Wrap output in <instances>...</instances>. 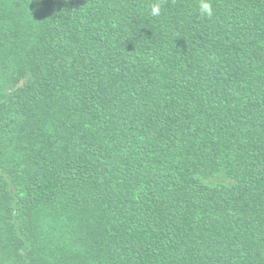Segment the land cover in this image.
<instances>
[{
	"label": "trees",
	"instance_id": "trees-1",
	"mask_svg": "<svg viewBox=\"0 0 264 264\" xmlns=\"http://www.w3.org/2000/svg\"><path fill=\"white\" fill-rule=\"evenodd\" d=\"M156 2L0 0V264H264V0Z\"/></svg>",
	"mask_w": 264,
	"mask_h": 264
},
{
	"label": "clouds",
	"instance_id": "clouds-1",
	"mask_svg": "<svg viewBox=\"0 0 264 264\" xmlns=\"http://www.w3.org/2000/svg\"><path fill=\"white\" fill-rule=\"evenodd\" d=\"M149 15L152 17H159L161 15L162 0L149 5ZM197 12L201 19L211 20L215 13L211 0H197Z\"/></svg>",
	"mask_w": 264,
	"mask_h": 264
},
{
	"label": "rangeland",
	"instance_id": "rangeland-1",
	"mask_svg": "<svg viewBox=\"0 0 264 264\" xmlns=\"http://www.w3.org/2000/svg\"><path fill=\"white\" fill-rule=\"evenodd\" d=\"M204 183H206L207 185L210 186H215V185H231L232 182L226 178L223 177H217V178H211L207 181H205Z\"/></svg>",
	"mask_w": 264,
	"mask_h": 264
}]
</instances>
